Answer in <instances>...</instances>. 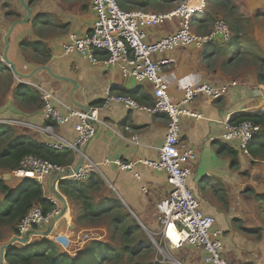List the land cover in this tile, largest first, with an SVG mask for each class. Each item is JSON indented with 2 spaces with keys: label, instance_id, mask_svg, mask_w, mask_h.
Returning a JSON list of instances; mask_svg holds the SVG:
<instances>
[{
  "label": "crops",
  "instance_id": "0c3cea01",
  "mask_svg": "<svg viewBox=\"0 0 264 264\" xmlns=\"http://www.w3.org/2000/svg\"><path fill=\"white\" fill-rule=\"evenodd\" d=\"M122 1V8L125 10L165 12L154 9L156 0H150L143 7L137 4L142 0ZM200 17L201 15L194 16L191 21V26L197 33H200ZM94 21L95 13L90 0H0V61H8L13 74L15 71L22 76V80L37 84L61 101L81 109L85 106L100 107L106 89L115 95L128 96L141 105H151L153 99L149 83H138L124 78L116 66L92 64L78 53H62V44L68 33L82 35L91 29ZM180 26V18L175 17L159 26L147 28L146 38L153 42L175 32ZM22 43L37 44V49L24 47ZM223 49L224 44L217 42L202 48L188 45L154 54L153 58L155 61L173 59V62L163 68L162 78L175 102L181 99L184 86H196L203 81L212 84L229 81L237 83L218 99L201 96L190 102L188 108L198 116L181 118V138L193 148L196 156L187 163L191 170L190 188L204 213L217 219L222 218L219 222L222 226H217L224 231V257L232 264H264V220L259 216L261 202L248 194L254 190L264 195V161L258 159L259 156L252 157L248 151L241 150L236 143L224 142L218 138L224 120H230L244 112L254 113L264 109V87L254 76L230 74L232 58L228 50L223 52ZM97 55L103 59L106 54L98 52ZM18 83L21 84L19 81ZM37 94L40 98V93ZM24 102L14 107L13 101L10 111L18 116L17 119L42 123L41 109H30L28 105L21 107ZM98 117L109 127L99 124L96 135L86 144V156L92 161L118 158L123 162H137L139 159L157 158L158 148L162 145L166 132L165 114L131 109L124 104L113 103L100 109ZM74 122L75 119H71L64 125L55 122L51 124L58 133L73 137ZM28 135L33 140L44 142V136L40 133ZM220 143L235 151L236 165L231 166V157L226 150L218 152ZM100 169L101 172L94 175L95 184L87 191L93 204L98 206L102 203L110 207L118 203L120 208L128 210L138 220L141 227L157 229L155 205L170 190L166 175L140 163L134 165V171L139 173L140 180L132 172L120 170L113 165H101ZM257 178L263 180L259 182ZM10 180L16 182L11 187L12 190L18 188L22 182L15 178ZM65 180L79 185H87L88 182V178L80 181L70 178ZM43 188L45 197L49 198L51 195L48 188L45 185ZM59 191L67 202V208L51 236L61 233V240H66L63 249L66 252L72 250V255H75L84 252L80 247L86 248L93 240L100 241V233L97 230L93 233V230L84 225L75 223L89 217L78 221L80 200L75 201L60 189ZM58 203L60 202H57L59 208ZM72 203H76L75 207ZM234 221L240 224L235 226ZM72 233L77 235L75 239H72ZM13 236L15 235L11 237ZM35 237L44 238L32 236L28 244ZM71 244H75V247H70ZM170 249L178 260L176 264H203L202 250L187 245L180 248L170 245Z\"/></svg>",
  "mask_w": 264,
  "mask_h": 264
},
{
  "label": "built area",
  "instance_id": "2783aa9c",
  "mask_svg": "<svg viewBox=\"0 0 264 264\" xmlns=\"http://www.w3.org/2000/svg\"><path fill=\"white\" fill-rule=\"evenodd\" d=\"M90 1L95 13V21L91 29L82 35L68 33L62 44V53L65 55L78 53L92 64L116 66L124 78L133 79L138 83H149L153 103L149 106L141 105L128 96L115 95L106 89L102 105L89 107V110L85 111L61 101L37 84L22 80V77L14 72L13 76L17 81L33 85L40 93L43 122L34 123L22 119L10 121L43 135L44 143L49 148L56 151H70L74 154L75 161L76 157L81 155V149L96 135L98 125L109 127L98 117L100 109L119 103L131 109L165 114L166 132L155 160L139 159L137 162H123L118 158H104L101 162H94L85 155L84 164L70 179L75 181L87 179L91 174L101 172V165H113L120 170L130 171L137 180H140V175L134 171L136 163L164 173L170 190L168 195L155 205L157 229L154 234L169 246L180 248L187 245L202 250L203 264H232L223 255V229L216 226V218L213 215L202 211L198 198L189 186L191 170L187 163L193 161L196 156L193 148L181 138V118L198 116L188 108L189 103L195 98L204 96L212 100L218 99L226 95L237 83L229 81L212 84L203 81L196 86H184L181 99L175 102L171 99L167 83L162 78L163 68L173 62V59L164 58L155 61L153 56L188 45L202 48L214 42L231 43L233 33L221 19H216L207 33L200 34L193 30L191 20L193 16L203 13L205 0H183L174 9L162 13H148L140 9L125 10L118 4V0ZM175 17L180 18L179 29L153 42L147 40L145 31L147 28L159 26ZM98 52L105 53V58L99 57ZM2 61L11 68L8 61L5 59ZM71 119H75L73 137L58 133L51 124L55 122L64 125ZM125 129L127 130L128 127ZM260 132L261 126L250 120L234 124L226 119L222 122V132L218 138L224 142L236 143L241 150L247 152V146L258 137ZM64 168L66 167L54 165L40 157L27 155L19 166L9 173L11 178L20 181L32 179L44 186L52 169ZM49 200L56 207L44 213L40 206H32L17 223L15 236L21 237L30 229L44 227L48 219L59 212L58 201L51 196ZM161 249L160 247V251H163Z\"/></svg>",
  "mask_w": 264,
  "mask_h": 264
},
{
  "label": "trees",
  "instance_id": "16d2710c",
  "mask_svg": "<svg viewBox=\"0 0 264 264\" xmlns=\"http://www.w3.org/2000/svg\"><path fill=\"white\" fill-rule=\"evenodd\" d=\"M163 2H170V0H162ZM122 0H118V4L122 7ZM150 3V0H142L137 2L141 7ZM199 16V15H195ZM194 17V16H193ZM192 21V20H191ZM208 21L205 17H200L198 20V30L202 24ZM210 31V30H209ZM208 31V32H209ZM240 42L239 36H233L231 44L228 49L231 50V45ZM25 47L31 46L37 49V44L22 43ZM3 62L0 61V77L4 70ZM5 66V64H4ZM7 67V66H6ZM5 68V67H4ZM7 69V68H6ZM258 83L264 84V77L258 76ZM23 84V83H21ZM17 85L15 90V98L25 101L36 103L38 106L42 101L38 98L37 90L33 87ZM38 109V108H37ZM234 123H240L244 120H250L255 124L261 126V132L248 146L247 151L252 157L262 156L264 159V109L258 112H244L230 118ZM5 129L0 124V139L5 134ZM226 150L231 157V166L236 165V153L227 145L220 143L218 152ZM27 155H33L47 160L48 162L60 166L68 167L74 162V156L70 151H56L49 148L44 142H39L31 139L29 136H18L8 141L2 149H0V166L9 169L10 171L19 166L23 158ZM93 173L88 178L87 185H79L76 182L65 180L59 184V189L67 196L75 201L80 200L81 211L78 216V221L83 218L99 216L102 214L112 213V224L121 229V235L126 239V243L122 245L121 251L112 249L107 244L100 241H92L89 253L79 257L70 256L67 253L57 252L50 241L44 240L39 244H21L20 247L12 246L4 251V258L7 264H34L41 262L43 264H122L123 255L128 256V260L132 259L139 253L141 244H137L132 248V241H128L127 237L132 235L138 228V225H125L126 215L121 212L118 203L108 207L100 203L98 206L93 204L91 196L87 194L88 189L95 184L96 179ZM0 226L2 224H16L27 213V211L34 205L42 208L44 213L50 212L56 207L55 204L50 202L49 198L45 197L44 188L41 184L32 179L22 180L20 186L15 190L6 183L3 177H0ZM255 198L263 204L264 195L255 194ZM16 234V230H15ZM138 249V250H136ZM127 264H146L141 262L127 263ZM150 264V263H149Z\"/></svg>",
  "mask_w": 264,
  "mask_h": 264
},
{
  "label": "rangeland",
  "instance_id": "374dc122",
  "mask_svg": "<svg viewBox=\"0 0 264 264\" xmlns=\"http://www.w3.org/2000/svg\"><path fill=\"white\" fill-rule=\"evenodd\" d=\"M183 0H170V2H163L162 0H156L154 2V9L161 11H169L174 9L179 2ZM201 17H205L208 21L201 26L199 32L200 34L207 33L211 30L213 23L216 19L223 20L230 28L234 36H239L240 42H237L231 45V50L228 49V45L231 43L224 44L223 52H227L231 56L232 65L229 68V73L232 75H242V76H254L258 81V76L264 77V0H205V7L203 8V13L200 14ZM227 49V50H226ZM5 67V68H4ZM2 75L0 77V124L4 126L5 134L0 139V149L4 145L16 138L18 136H29V133H35L31 129H28L24 126H18L13 124L10 120L17 119V115L13 114L10 111L13 101L15 104L13 106H20L19 99L15 98L16 86L20 85L16 78L13 76L11 68L2 67ZM7 68V69H6ZM24 86H29L28 84H21ZM264 87V84H261ZM31 88V86H29ZM19 100L20 102H18ZM26 101V100H25ZM36 104V103H35ZM32 102H24L21 104V107L28 105L30 109H41V103L36 106ZM10 121V122H9ZM73 154V153H72ZM74 156V154H73ZM258 159L264 161L262 156H259ZM9 169H6L0 166V177H3L6 172H9ZM261 177V175H258ZM258 181H262V178H257ZM6 183L13 187L16 182L13 180H5ZM249 191V189L247 190ZM246 191V192H247ZM249 196L254 200L255 194H260L251 190L248 192ZM2 196L0 195V198ZM75 207L76 203H72ZM260 206V218L264 220V207L263 204L259 203ZM59 208L61 204L58 203ZM121 212L126 215L125 225H133L136 223L138 225L137 230L130 236L127 237L128 241H132V248H135L137 244H141L139 248V253L135 255L132 261L128 260L127 255H123L122 264H127L129 262H141L146 264H176L177 259L173 256V250L170 249L168 244H164L160 241V237L155 235L156 229L141 227L138 223V220L126 209L121 208ZM112 213L102 214L99 216L89 217L81 222H76L78 225H84V227L89 228L95 232L100 233L101 242L107 244L112 249L116 251H121L122 245L126 243V239L121 235V229L115 227L112 224ZM143 221V220H142ZM222 221V218H216V226L220 225L219 222ZM134 222V223H133ZM235 226H238L240 222H233ZM16 224H2L0 226V247L5 245L12 237L15 235ZM234 225V224H233ZM222 226V225H220ZM65 230V229H64ZM97 230V231H95ZM62 235L55 236H45L43 239L35 237L31 244H39L44 240H48L53 245L54 249L60 253H67L70 256L73 254L72 250L66 252L65 243L66 240L62 241L60 238ZM77 235L72 233V239H75ZM94 236V234H93ZM32 237V236H31ZM65 239V237H64ZM74 241V240H73ZM94 241V240H93ZM28 244V243H27ZM91 242L85 246L86 248L80 247L84 252H78L73 257H79L82 255H87L91 247ZM16 247H20L21 244H13ZM162 248L160 251V247ZM70 247H75V244H71ZM88 247V248H87ZM65 250V251H64ZM138 250V249H136ZM70 252V253H69ZM3 258V264H7V261L4 258V251H0V259ZM177 260V261H176ZM34 264H43L41 262H35Z\"/></svg>",
  "mask_w": 264,
  "mask_h": 264
},
{
  "label": "water",
  "instance_id": "95a60500",
  "mask_svg": "<svg viewBox=\"0 0 264 264\" xmlns=\"http://www.w3.org/2000/svg\"><path fill=\"white\" fill-rule=\"evenodd\" d=\"M25 7L27 8V6H25ZM27 11H29L28 8H27ZM26 19H27V17H26ZM44 68L48 69L47 66H44ZM16 74L18 76H20L18 73H16ZM84 110L88 111L89 107L85 106ZM85 146L81 149V155L76 157L72 166H68L64 169H52L46 178L45 186H46V188H48L51 197L55 198L58 202L61 203V208L59 209V212L56 215L51 216L48 219V221L44 225L43 229H30L21 237L13 236L5 245L0 247L1 253H3V251L5 249L11 247V245H13L14 243L27 244L29 242L31 236H43V237H45V236L51 235L53 233L56 223L62 217V215L64 214V212L66 211V208H67V202L64 199V197L61 195V193L58 189V185L62 181H64L65 179L70 178L75 173H77L79 168L84 164V156L86 155ZM10 178H11L10 173L6 172L4 174V180H9ZM0 264H3V258L2 257L0 259Z\"/></svg>",
  "mask_w": 264,
  "mask_h": 264
}]
</instances>
